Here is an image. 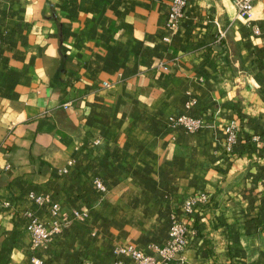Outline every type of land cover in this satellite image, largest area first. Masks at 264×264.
<instances>
[{
	"label": "crops",
	"instance_id": "crops-1",
	"mask_svg": "<svg viewBox=\"0 0 264 264\" xmlns=\"http://www.w3.org/2000/svg\"><path fill=\"white\" fill-rule=\"evenodd\" d=\"M170 2L0 0V264H34L24 212L48 223L53 203L85 215L41 264H136L116 249L155 255L200 191L170 264H264V0L249 19L234 0H187L173 28ZM181 113L204 127L172 125Z\"/></svg>",
	"mask_w": 264,
	"mask_h": 264
},
{
	"label": "built area",
	"instance_id": "built-area-1",
	"mask_svg": "<svg viewBox=\"0 0 264 264\" xmlns=\"http://www.w3.org/2000/svg\"><path fill=\"white\" fill-rule=\"evenodd\" d=\"M255 0H234L237 12L240 16L250 18L254 8ZM187 0H171L167 12V24L173 28L177 26L179 20L185 14ZM254 27V26H253ZM256 29V28H255ZM187 108L191 103L188 102ZM171 124L181 126L187 132L194 133L201 130L205 125L203 116L181 113L172 118ZM237 126L235 121L231 120L224 126L225 140L222 144L223 150L227 154L235 155V146L237 143ZM97 188L103 190L104 186L100 180H95ZM29 197L36 203L41 204L48 201V196L29 194ZM209 200V194L205 191L193 193L187 196L182 204V217H173L167 233V240L163 245L153 246L155 255H147L132 246H121L116 249L117 253L132 258L136 264H170L174 261L183 263V252L189 244V239L195 234L194 211L196 207H204ZM28 218L27 232L30 238V249L32 252L31 261L34 264H41V259L34 254L37 248L43 247L53 235L61 232L71 225L72 219L84 217L83 212L77 210H64L59 204L53 203L49 207L51 219L48 223H43L32 214L31 211L24 212ZM156 256L158 258H156ZM115 264H122L120 261Z\"/></svg>",
	"mask_w": 264,
	"mask_h": 264
}]
</instances>
